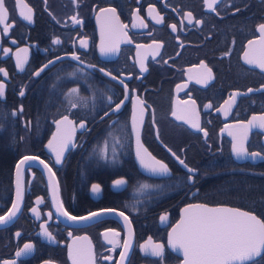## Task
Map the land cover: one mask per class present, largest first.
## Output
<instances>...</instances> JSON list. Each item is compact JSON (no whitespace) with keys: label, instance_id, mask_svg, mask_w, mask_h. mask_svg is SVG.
<instances>
[{"label":"flooded vegetation","instance_id":"flooded-vegetation-1","mask_svg":"<svg viewBox=\"0 0 264 264\" xmlns=\"http://www.w3.org/2000/svg\"><path fill=\"white\" fill-rule=\"evenodd\" d=\"M4 5L0 153L6 161L0 162V216L13 205L20 159L31 155L43 163L21 169L23 203L13 220L0 226V264H73L75 248L83 249V264H91L89 249L95 264H182L168 239L189 204L256 213L242 203L241 177L264 186V130L255 127L246 143L249 153L261 155L243 160L234 157L226 131L264 114V68L244 55L254 50L259 56L264 49L259 30L264 0H216L215 10L205 0H4ZM28 9L31 21L21 15ZM107 9L115 13L102 11ZM102 40L105 46L118 43L117 50L102 53ZM73 88L79 91L69 95ZM138 98L145 108L141 143L167 164L168 173L149 172L136 156L132 116ZM64 116L72 123L60 129L73 143L57 163L48 145L55 122ZM57 201L72 216L114 209L128 222L119 214L68 221ZM45 227L54 239L44 234ZM125 241L130 246L121 260ZM149 243L164 245L162 258L145 253ZM25 244L32 250L17 256Z\"/></svg>","mask_w":264,"mask_h":264},{"label":"snow or ice","instance_id":"snow-or-ice-1","mask_svg":"<svg viewBox=\"0 0 264 264\" xmlns=\"http://www.w3.org/2000/svg\"><path fill=\"white\" fill-rule=\"evenodd\" d=\"M205 3L208 8L215 10L214 5L216 4V0H205ZM102 11H109L113 14L115 13V9H107ZM27 20H32V12L31 9H28L27 14L21 13ZM188 19H192V14L188 13ZM8 18V11L4 5V0H0V22L6 21ZM75 23H80V21L73 16L71 18ZM162 20V18H160ZM158 20L157 22H160ZM140 26L146 27L141 20ZM9 27L8 24L5 23V30ZM174 30L176 25L171 26ZM259 30L262 34H264V24L259 25ZM262 40H264V35H262ZM60 41L57 40L56 43ZM253 42L249 41L251 45ZM83 46H86V41H81ZM157 49L160 45H156ZM118 48V43H110L105 46L103 40L101 43V52L109 53L114 52ZM245 59L250 64H258L261 68H264V49H261L259 56L255 54L254 50H250L249 52H245ZM75 59L79 60V57L73 53ZM57 59H60L57 57ZM52 61H49L51 64ZM82 63V62H81ZM48 67V65H44V68ZM95 67V66H90ZM143 68V65H141ZM43 71V68L40 69ZM100 72H104V69H99ZM209 73L211 70H208ZM6 74V73H5ZM38 71L36 75H39ZM108 76H112L111 72L107 73ZM126 87V85H125ZM79 90L73 88L70 90L69 95H73L77 93ZM252 91V89H249ZM4 93V84L0 83V96ZM23 95V92L20 93ZM127 97H125L126 99ZM109 104L113 103L112 97H107ZM115 104V108L111 109L113 113L119 111L121 104ZM138 111L133 113L132 116V130L135 132L136 136V156L139 159L140 164L143 168L147 169L152 173H168L169 169L167 164L163 163L160 160H157L154 156L151 155L147 151L146 148L143 147L141 143V125L143 124V115H144V102L142 100L137 99ZM72 108L77 107L75 103L71 104ZM22 111V108L20 109ZM105 115H108V112H105ZM173 116H177L176 112L172 113ZM177 119L185 120L187 117L185 116H177ZM67 122L71 124L67 116H64L61 121H56L57 124V132L60 133V125ZM188 123L192 125L194 128H199L200 125L198 121L188 120ZM250 126H259L264 128V115L261 116H253L250 121L246 125H243L244 135L241 141L237 144L233 145V149L238 157H257L260 156V153H249L247 149L244 147L243 140L247 138V131ZM80 128H85L86 125L81 122L79 125ZM74 131V129H73ZM231 134V133H230ZM158 135V130H157ZM207 135V133H205ZM54 142L56 146L54 147ZM71 142L70 135H54L52 141H49L48 147L53 148L56 152V162L59 163L60 159L63 155L65 148H67L68 144ZM169 151H171L169 149ZM105 153H107V146L105 147ZM175 156V153H172ZM113 157H115V150L113 149ZM39 157H24L23 160L20 161V165L25 164L29 160H38ZM176 159L184 164V161L181 160L178 156ZM43 163V162H41ZM20 165H17V202L12 205V210L9 211L7 217L0 216V223H7L8 220H11L18 211H20V201L22 200V189L20 186ZM45 167H48L45 165ZM187 167V165H185ZM48 171L51 173V168H48ZM189 171L195 172V169H190ZM54 175V173H52ZM117 185L125 184L124 180H117L115 182ZM143 188L149 187L148 185H142ZM94 192H99V185L93 186ZM39 203V201H38ZM58 207L57 211L61 212L62 215L68 216L72 220H86L91 217H95L100 215V213H90L87 217H76L71 216V214L63 209L62 203L57 201ZM32 211H36V209H32ZM111 211V210H109ZM184 215L182 216L180 222L172 229V234L169 236L168 244L173 249H179L183 253V264H264V219H261L253 212L242 211L240 209L227 208V207H208L203 204H189L184 210ZM51 216V213L48 214ZM124 217V220L128 222V217L124 215L123 212L119 214ZM166 216H162L161 220H166ZM130 227V224H129ZM44 234L49 239H54L51 236V233L47 231V228L44 229ZM19 235V233H17ZM114 236H118V233H113ZM129 236H131V231L129 232ZM107 238V237H106ZM83 239H87L84 237ZM114 246L118 243L117 241H112ZM128 241L124 242V251L120 253L121 260L125 259V254L129 248ZM33 248L32 244H25L24 247L17 253V256L21 255V253H26L31 251ZM145 253H148L154 257L162 258L164 253V245L163 244H152L144 246ZM70 255L73 258V264H83L84 259V251L81 248H75L70 251ZM88 258L91 261V264H95L94 257L91 255V251L89 249ZM259 258V259H258ZM106 259H111V257H107ZM9 264V262H6ZM46 264H50V262H46Z\"/></svg>","mask_w":264,"mask_h":264},{"label":"water","instance_id":"water-1","mask_svg":"<svg viewBox=\"0 0 264 264\" xmlns=\"http://www.w3.org/2000/svg\"><path fill=\"white\" fill-rule=\"evenodd\" d=\"M249 51H250V50H249ZM263 115H264V114H263ZM253 116H257V117H258V116H261V115H253ZM253 116H251L250 119L247 120V121H243V122L235 123V124L233 125V129L230 130V132H228V130L226 131L230 136H232V138H233V145H234V144H237V143H239V142L241 141V139L243 138V135H244V128H243V125H246V124L248 123V121H250V120L252 119ZM255 127L264 130V128L259 127V126H250V127H249V129H248V131H247V138H246L245 140H243V144H244V147H245L246 149H247L246 143H247V141H248V139H249L250 132H251ZM63 131H64V130H61V129H60V133H59V134H58L57 131H55V132L53 133V135H52L50 141H52V138H53L54 135H64V134H63ZM230 133H231V134H230ZM54 143H55V142H54ZM72 143H73V142H72ZM72 143L69 144V145H72ZM247 151H248V150H247ZM232 152H233L234 157H235L236 159H238V160H243V159H246V158H250V157H251V156H247V157H238V156L236 155L234 149H233V146H232ZM27 156H29V157H35V156H31V155H27ZM24 157H26V156H24ZM24 157H22V158L20 159V161L23 160ZM20 161H19L18 165H20ZM36 162L39 163V162H41V161H40L39 159H38V160H29V161H27L25 164L20 165V174H21V169H22L23 166H25L27 163H36ZM15 186H16V193H17V179H16V185H15ZM20 186H21L22 193H23V184H22V177H21V175H20ZM16 202H17V195L15 194V198H14V202H13V204L16 203ZM22 203H23V195H22V200L20 201V209H21ZM203 205H207V204H203ZM207 206H208V207H227V208L240 209V210H242V211H249V210H246V209H243V208L234 207V206H230V205H217V206L207 205ZM185 208H186V207H185ZM185 208H184V209H185ZM184 209H183V210H184ZM10 210H12V207H11ZM10 210H9V211H10ZM109 210H111V211H109ZM183 210H182V213H181V218H182V216L184 215V211H183ZM9 211H8L7 213H5L3 216H4V217H7ZM19 212H20V211H18V212L16 213V215H15L11 220H13V219L18 215ZM249 212H252V211H249ZM95 213H100V215L95 216V217H91V218L86 219V220H92V219H95V218H98V217H101V216H105V215H117V214H119V212L116 211V210H114V209H108V210L96 211ZM253 213H254V212H253ZM254 214L257 215L256 213H254ZM71 216H72V215H71ZM88 216H89V215H88ZM257 216H258V215H257ZM64 217H65V219L68 220V221H72V222H78V221H79V220H72V219H70L68 216H64ZM86 217H87V216H86ZM258 217H259V216H258ZM260 218H261V217H260ZM261 219H262V218H261ZM11 220H8L7 223L10 222ZM180 220H181V219H180ZM179 222H180V221H179ZM4 224H6V223H0V226H1V225H4ZM171 234H172V231H171L170 235H171ZM176 251H177L180 255L183 256L182 251H180L179 249H176ZM182 264H183V262H182Z\"/></svg>","mask_w":264,"mask_h":264},{"label":"trees","instance_id":"trees-1","mask_svg":"<svg viewBox=\"0 0 264 264\" xmlns=\"http://www.w3.org/2000/svg\"><path fill=\"white\" fill-rule=\"evenodd\" d=\"M4 124L7 123H2L1 125L4 126ZM5 157L3 153H0V162H5ZM248 179V177H241V186L243 188V193L241 194L242 203L264 219V186L256 187L255 183L249 182Z\"/></svg>","mask_w":264,"mask_h":264}]
</instances>
